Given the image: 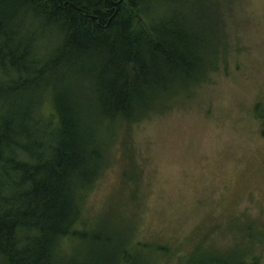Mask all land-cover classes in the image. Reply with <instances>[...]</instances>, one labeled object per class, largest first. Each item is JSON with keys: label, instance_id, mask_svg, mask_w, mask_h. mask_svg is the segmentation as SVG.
I'll return each instance as SVG.
<instances>
[{"label": "trees", "instance_id": "obj_1", "mask_svg": "<svg viewBox=\"0 0 264 264\" xmlns=\"http://www.w3.org/2000/svg\"><path fill=\"white\" fill-rule=\"evenodd\" d=\"M214 1L0 0V264H154L86 204L118 135L226 62ZM197 253L188 264H259Z\"/></svg>", "mask_w": 264, "mask_h": 264}, {"label": "rangeland", "instance_id": "obj_2", "mask_svg": "<svg viewBox=\"0 0 264 264\" xmlns=\"http://www.w3.org/2000/svg\"><path fill=\"white\" fill-rule=\"evenodd\" d=\"M215 2L226 62L193 97L118 135L86 204L89 224L124 229L154 264L202 250L264 264V0Z\"/></svg>", "mask_w": 264, "mask_h": 264}]
</instances>
